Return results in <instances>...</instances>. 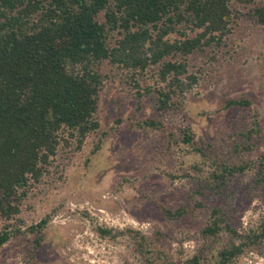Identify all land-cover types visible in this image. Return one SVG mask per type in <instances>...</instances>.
Here are the masks:
<instances>
[{"label": "trees", "instance_id": "16d2710c", "mask_svg": "<svg viewBox=\"0 0 264 264\" xmlns=\"http://www.w3.org/2000/svg\"><path fill=\"white\" fill-rule=\"evenodd\" d=\"M234 5H250L252 16L264 25V0H0V218L7 221L0 230V247L25 233L34 257L47 220L24 230L15 224L27 189L47 174L59 150L76 153L90 139L89 162L118 129H101L97 116L107 78L102 63L124 72L136 110L150 96L154 115L127 127L164 128V118L182 108L197 81L186 57L227 35ZM229 107L251 110V127L240 133L243 147L250 149L254 135L264 139L249 99L230 98L224 104ZM178 130L182 143L191 144L193 130L188 125ZM193 148L205 158L201 148ZM209 163L207 176L189 194L192 202L175 210L161 207L166 217L179 219L203 206V193L210 199L225 195L239 174L250 172L252 189L264 188V153L240 165ZM193 168L201 170L198 164ZM97 231L110 237L124 234L101 227ZM127 231L143 264H178L167 257L164 246L139 231ZM198 238L199 246L182 264H243L242 257L250 252L264 257V219L239 232L218 204L211 206Z\"/></svg>", "mask_w": 264, "mask_h": 264}, {"label": "rangeland", "instance_id": "374dc122", "mask_svg": "<svg viewBox=\"0 0 264 264\" xmlns=\"http://www.w3.org/2000/svg\"><path fill=\"white\" fill-rule=\"evenodd\" d=\"M186 62L197 81L182 108L168 113L164 128L144 131L127 125L154 115L150 96L136 110L124 72L102 63L107 78L97 116L101 129H118L89 162L90 139L76 153L59 150L47 174L22 197L16 222L10 221L24 230L45 218L42 246L33 257L31 238L14 236L0 247V264H143L130 229L164 246L167 257L182 264L199 246L198 233L212 205L218 204L239 232L264 219V188L252 189L250 172L236 175L223 196L210 199L203 193V206L179 219L161 210L187 207L212 160L240 165L264 153V139L255 135L250 149L243 147L240 133L251 127L250 108H224L230 98L249 99L264 132V25L252 16L250 5H234L227 35L189 54ZM187 125L194 132L191 144L182 143L178 130ZM193 147L201 148L205 158ZM6 223L0 218V230ZM98 227L124 234L102 236ZM242 263L264 264V257L250 252Z\"/></svg>", "mask_w": 264, "mask_h": 264}]
</instances>
